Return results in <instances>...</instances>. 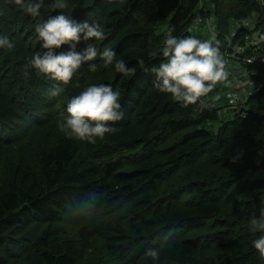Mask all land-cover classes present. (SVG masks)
<instances>
[{
    "label": "trees",
    "instance_id": "trees-1",
    "mask_svg": "<svg viewBox=\"0 0 264 264\" xmlns=\"http://www.w3.org/2000/svg\"><path fill=\"white\" fill-rule=\"evenodd\" d=\"M50 3L32 18L0 0V34L15 44L0 49V264H264L248 224L264 208V0H68L56 11ZM58 11L102 24L97 46L135 75L99 57L95 72L82 65L68 84L37 75L30 60L44 50L34 25ZM247 19L250 30L240 26ZM169 31L220 41L228 79L200 105L156 87L150 70L163 62ZM93 83L121 93L123 118L88 144L58 122ZM222 109L232 116L221 119Z\"/></svg>",
    "mask_w": 264,
    "mask_h": 264
},
{
    "label": "clouds",
    "instance_id": "clouds-1",
    "mask_svg": "<svg viewBox=\"0 0 264 264\" xmlns=\"http://www.w3.org/2000/svg\"><path fill=\"white\" fill-rule=\"evenodd\" d=\"M15 9L26 16L40 18L41 9L46 0H9ZM68 0H51L47 7L52 11L67 7ZM4 15L0 9V16ZM34 31L41 48L44 50L33 54L30 68L37 75H43L52 81L68 84L82 65L87 64L90 72H95V61L99 57L105 67L113 66L117 73L131 78L136 69L128 67L124 59L117 58L116 52L109 47L102 50L97 46L105 39L104 28L100 23L78 21L63 11L39 19ZM84 43L82 51L77 45ZM67 49L60 51L62 46ZM14 42L6 34H0V49H13ZM164 58L158 66L151 68L158 91L170 94L171 98L182 106L195 104L206 96L218 82L227 81L228 71L221 53L220 41L201 39L193 35L176 36L172 31L165 34L164 46L161 49ZM264 60V59H263ZM140 67L144 60L138 59ZM52 96L58 95L51 89ZM121 93L110 84L93 83L84 88L78 95L71 97L66 105V113L58 123L61 131L68 132L76 140L95 144L112 132L110 122L123 118ZM249 231L259 234L251 241L252 247L264 261V208L259 215H252L248 221ZM148 255L155 262L158 251L149 249Z\"/></svg>",
    "mask_w": 264,
    "mask_h": 264
},
{
    "label": "rangeland",
    "instance_id": "rangeland-1",
    "mask_svg": "<svg viewBox=\"0 0 264 264\" xmlns=\"http://www.w3.org/2000/svg\"><path fill=\"white\" fill-rule=\"evenodd\" d=\"M240 26L241 27H244V28H246L248 30H250L253 27V20L252 19L244 20V21H242L240 23ZM196 27H198V26H196ZM196 27L193 28V31H195V30L197 31L198 30V28H196ZM201 34L205 35V33H202V32H201ZM255 36L256 35H253L252 38H255ZM249 82H250L249 79H244L243 82H242L244 84V86H245V91L246 92H249L250 91V88L247 85V84H249ZM228 101H229V104L230 105H234V106L237 105V102H236V100L234 98H229ZM228 110H230V109H228ZM219 115H220V118L221 119H226V118H229L230 116H232L231 112L226 113V110L225 109L220 110L219 111ZM219 125H220V121H217V122L212 123V129H213V131H216V129H217V127ZM256 173L258 175H260V176L263 175L262 174V170H260V169L256 170ZM0 175H1V172H0ZM95 247H96V245H95ZM95 247L94 246H91V249H90V252L94 256V258L95 257H98L100 255V250H98V248L97 247L95 248ZM89 260H90L89 258H86L85 261H84V263L87 264V262ZM93 264H96V263H93Z\"/></svg>",
    "mask_w": 264,
    "mask_h": 264
},
{
    "label": "built area",
    "instance_id": "built-area-1",
    "mask_svg": "<svg viewBox=\"0 0 264 264\" xmlns=\"http://www.w3.org/2000/svg\"><path fill=\"white\" fill-rule=\"evenodd\" d=\"M232 50H235V48H233ZM229 58H230V59H233V61H237V62L242 61V62H245V63H247V64L252 63V61H251L250 59L241 60L239 57L234 56V54H231Z\"/></svg>",
    "mask_w": 264,
    "mask_h": 264
},
{
    "label": "bare ground",
    "instance_id": "bare-ground-1",
    "mask_svg": "<svg viewBox=\"0 0 264 264\" xmlns=\"http://www.w3.org/2000/svg\"><path fill=\"white\" fill-rule=\"evenodd\" d=\"M205 5V4H204ZM209 11V10H208ZM225 61V60H224ZM225 63H226V61H225ZM200 100H201V98L198 100V102L196 103V104H199L200 105Z\"/></svg>",
    "mask_w": 264,
    "mask_h": 264
}]
</instances>
